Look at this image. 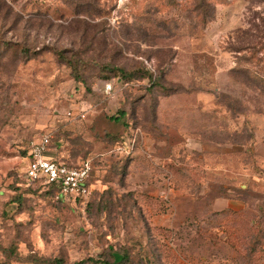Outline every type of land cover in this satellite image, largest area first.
<instances>
[{
  "label": "rangeland",
  "instance_id": "374dc122",
  "mask_svg": "<svg viewBox=\"0 0 264 264\" xmlns=\"http://www.w3.org/2000/svg\"><path fill=\"white\" fill-rule=\"evenodd\" d=\"M113 260L264 264V0H0V264Z\"/></svg>",
  "mask_w": 264,
  "mask_h": 264
},
{
  "label": "built area",
  "instance_id": "2783aa9c",
  "mask_svg": "<svg viewBox=\"0 0 264 264\" xmlns=\"http://www.w3.org/2000/svg\"><path fill=\"white\" fill-rule=\"evenodd\" d=\"M112 83L104 84L103 91L109 93ZM52 134L44 133L29 147L24 175L42 187H55L60 199L68 197L85 198L89 193L87 181L92 170L91 158L77 164H67L55 156L50 148ZM131 141V147L134 143Z\"/></svg>",
  "mask_w": 264,
  "mask_h": 264
},
{
  "label": "trees",
  "instance_id": "16d2710c",
  "mask_svg": "<svg viewBox=\"0 0 264 264\" xmlns=\"http://www.w3.org/2000/svg\"><path fill=\"white\" fill-rule=\"evenodd\" d=\"M105 67H107V70H108V69H114V68H113L114 66H112V65H110V64H105ZM123 74L125 75V73H123ZM119 116H120V115H119ZM117 117H118V116H117ZM117 117L114 118V119H115V120H118ZM51 141H52V138L50 139V142H51ZM49 145H50V146H54V144H51V143H49ZM58 153H59V148L55 149V156H56L57 158H58ZM58 159H59V158H58ZM67 164H69V163H67ZM70 165H73V164L71 163ZM29 185L44 188V187L38 185L36 182H34V181H30V180H29ZM47 188H50V189L55 190V191L57 192V189H56L55 187H47ZM105 264H117V262H115L114 260H113V261H106Z\"/></svg>",
  "mask_w": 264,
  "mask_h": 264
}]
</instances>
